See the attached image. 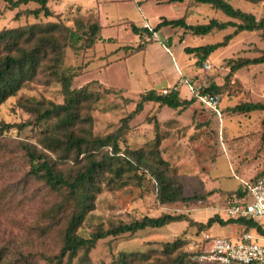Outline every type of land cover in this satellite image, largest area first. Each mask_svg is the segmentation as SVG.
<instances>
[{
	"label": "rangeland",
	"instance_id": "obj_1",
	"mask_svg": "<svg viewBox=\"0 0 264 264\" xmlns=\"http://www.w3.org/2000/svg\"><path fill=\"white\" fill-rule=\"evenodd\" d=\"M228 2L256 19L264 12V3ZM48 6L54 15L52 18L40 14L38 18L22 16L14 21L17 11L31 10L37 5L31 3L9 11L0 1V30L56 21L72 26L70 18L77 12L101 25L103 42L87 50L67 49L66 54V63L76 74L71 88L80 89L90 84V89L99 94L91 110L95 136L119 129L122 120L134 110L137 97L149 90L159 93L172 86L178 79V70L203 88L211 84L220 87L221 119L197 100L184 110L149 103L128 121L119 142L123 156L125 150H148L158 137L159 152L168 164V175L182 185L184 195L209 197L159 205L155 181L146 170H134L120 182L102 187L79 234L87 236L97 226L108 228L165 213L185 214L194 222H206L215 215L226 219L224 194L239 188L238 179L248 182L264 170V143L261 141L264 112H232L239 104H264V64L246 67L231 75L228 66L230 60L261 55L264 41L259 33H239L227 47L217 49L198 63L184 48L220 42L233 29L196 37L183 34L180 29L164 27L150 40L146 37L141 40L130 31V25L152 29L161 18L170 20L182 16H186V22L191 25L206 23L211 18L227 20L209 6L190 7L187 1L165 4L159 0H53ZM107 39L110 41H105ZM141 42L143 50L131 52L130 48ZM204 64L210 69H204ZM104 89L111 92L106 93ZM60 90V85L52 78L38 77L0 105V123L11 126L0 131V264H51L46 258L59 254L61 233L71 215V205H64L59 211L56 207L67 192L51 190L40 179L28 175L29 167L20 147L37 145L39 134L34 128L20 129L18 125L33 120L31 112L23 107L27 101L60 104L63 100ZM186 92L180 87L181 100L192 99ZM71 165L65 163L60 168L71 171ZM52 210L58 212L54 214ZM242 228L238 224L225 227L214 224L207 231L226 237L231 233L236 236ZM177 237L186 240L184 248L188 249L199 239L200 231L187 222H175L159 230L108 237L97 242L89 257L92 264H110L120 252H125L145 255V261L139 259L133 264H149L157 259L164 263L167 258L161 253L163 244Z\"/></svg>",
	"mask_w": 264,
	"mask_h": 264
},
{
	"label": "trees",
	"instance_id": "obj_2",
	"mask_svg": "<svg viewBox=\"0 0 264 264\" xmlns=\"http://www.w3.org/2000/svg\"><path fill=\"white\" fill-rule=\"evenodd\" d=\"M0 1L9 11L18 10L21 6L31 3L37 5L31 10L17 11L14 21H18L22 16H33L34 18H38L40 14L44 18L54 16L48 6V3L53 0ZM159 1L165 4H178L187 1L190 7L209 6L227 18L225 21L211 18L206 23L195 25L188 24L186 16L170 20L161 18L160 22L152 29L130 25V31L141 40L143 37L150 40L164 27L180 29L183 34L196 37H205L232 28L233 32L226 34L220 42L184 48V52L193 55L198 63L204 62L217 49L227 47L229 41L239 33H259L261 40L264 41V12L260 19H256L253 14L234 8L228 2L229 0ZM239 1L252 5L264 3V0ZM70 21L72 26H66L62 22L56 21L0 30V105L9 97L15 96L28 83L37 80L38 77L52 78L55 83L60 85L63 95L60 104L51 102L43 104L36 100L27 101L23 107L31 112L34 116L33 120L18 125L20 129L34 128L39 134L37 145L23 144L20 147L29 167L28 175L40 179L51 190L67 192L62 203L56 207L58 211L64 205H71V215L67 218L61 233L59 254L52 258H46V260L51 264H92L89 254L98 241L108 237L118 238L144 231L159 230L175 222H187L189 226H197L200 233L209 230L214 224H219L221 227L238 224L243 227L242 229L257 230L261 235H264V228L251 220L224 219L215 215L206 222H194L185 214L166 213L158 217L144 216L139 220L119 223L108 228L97 226L87 236L79 234L78 230L94 209L97 195L100 194L102 187L120 182L126 174L134 170H146L155 181L156 198L159 205L187 203L192 200L201 201L209 196L200 195L190 198L184 195L182 185L168 175V164L161 158L159 152L160 139L158 137L146 151L130 152L125 150V154L120 155L119 142L128 127L127 123L143 110L145 104L156 103L169 109L184 110L194 103V98L181 100L179 93L163 95L161 92L156 93L154 90H149L137 97L134 110L122 120V126L119 129L104 136L93 134L91 110L92 105L98 100L99 94L90 89V84L80 89L71 88L72 80L76 74L67 65L66 54L67 49L87 50L97 42H103L102 27L98 22L86 18V15L80 12L72 15ZM105 41L109 42L110 39ZM143 48L144 43L141 42L130 50L138 52ZM261 64H264V51L259 57L230 60L228 62L229 75L243 68ZM103 91L111 92L109 89ZM219 91L220 87L211 84L203 92L218 94ZM207 110L215 115L211 110ZM232 112L240 114L264 112V104H239L232 108ZM262 124L264 127V120ZM10 127L0 123V131ZM157 127L158 123L155 122L154 128L157 129ZM261 139L264 142V132ZM81 155L82 158H80ZM65 163L72 164L71 171L60 168ZM226 193L224 194L225 204L228 196L242 194L240 187L233 192ZM58 211L52 210L54 214ZM185 245L186 240L180 237L171 242H165L161 253L167 260L162 263L157 259L149 264H210L193 261L192 254L184 248ZM139 259L145 261V255L138 256L120 252L110 264H133ZM1 260L0 252V262Z\"/></svg>",
	"mask_w": 264,
	"mask_h": 264
},
{
	"label": "built area",
	"instance_id": "obj_3",
	"mask_svg": "<svg viewBox=\"0 0 264 264\" xmlns=\"http://www.w3.org/2000/svg\"><path fill=\"white\" fill-rule=\"evenodd\" d=\"M203 68L210 69V66L204 64ZM178 75V81L160 90L161 94L180 93V87H184L192 98L221 119L220 96L203 92V86L183 76L179 70ZM240 191L241 195L227 197L224 209L226 219L251 220L264 228V174L254 181L241 182ZM187 251L197 263L264 264V235L257 230L241 229L235 237L229 238L204 231L197 241L189 245Z\"/></svg>",
	"mask_w": 264,
	"mask_h": 264
},
{
	"label": "crops",
	"instance_id": "obj_4",
	"mask_svg": "<svg viewBox=\"0 0 264 264\" xmlns=\"http://www.w3.org/2000/svg\"><path fill=\"white\" fill-rule=\"evenodd\" d=\"M178 78H179V76H178ZM177 81H178V79H177ZM176 81V82H177ZM187 93V92H186ZM262 135V134H261ZM261 141H262V139H261ZM262 143H264L263 141H262ZM262 173H264V170H262V171H260V172H258L257 174H255L254 176H253V178L252 179H249V181L248 182H251V181H254L259 175H261ZM239 180V184L241 183V182H246L245 180H243V179H238ZM238 187H240V185L238 186ZM237 189V188H236ZM214 226V225H213ZM215 235V234H214ZM226 237H229V238H233V237H235L232 233H231V235L230 236H226Z\"/></svg>",
	"mask_w": 264,
	"mask_h": 264
}]
</instances>
